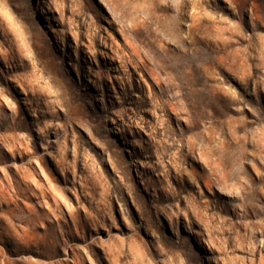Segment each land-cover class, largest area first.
Returning <instances> with one entry per match:
<instances>
[{"label":"rangeland","instance_id":"1","mask_svg":"<svg viewBox=\"0 0 264 264\" xmlns=\"http://www.w3.org/2000/svg\"><path fill=\"white\" fill-rule=\"evenodd\" d=\"M0 264H264V0H0Z\"/></svg>","mask_w":264,"mask_h":264}]
</instances>
